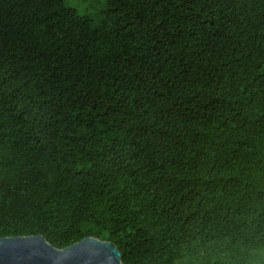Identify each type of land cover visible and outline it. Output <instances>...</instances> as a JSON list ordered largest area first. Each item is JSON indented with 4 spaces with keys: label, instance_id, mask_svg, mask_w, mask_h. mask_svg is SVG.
I'll return each instance as SVG.
<instances>
[{
    "label": "trees",
    "instance_id": "1",
    "mask_svg": "<svg viewBox=\"0 0 264 264\" xmlns=\"http://www.w3.org/2000/svg\"><path fill=\"white\" fill-rule=\"evenodd\" d=\"M122 264H264V0H0V238Z\"/></svg>",
    "mask_w": 264,
    "mask_h": 264
},
{
    "label": "water",
    "instance_id": "2",
    "mask_svg": "<svg viewBox=\"0 0 264 264\" xmlns=\"http://www.w3.org/2000/svg\"><path fill=\"white\" fill-rule=\"evenodd\" d=\"M0 264H122L118 248L110 242L84 238L56 249L42 236L0 238Z\"/></svg>",
    "mask_w": 264,
    "mask_h": 264
},
{
    "label": "rangeland",
    "instance_id": "3",
    "mask_svg": "<svg viewBox=\"0 0 264 264\" xmlns=\"http://www.w3.org/2000/svg\"><path fill=\"white\" fill-rule=\"evenodd\" d=\"M76 9L81 16L90 18L94 24L98 23L101 12L106 8V0H64Z\"/></svg>",
    "mask_w": 264,
    "mask_h": 264
}]
</instances>
